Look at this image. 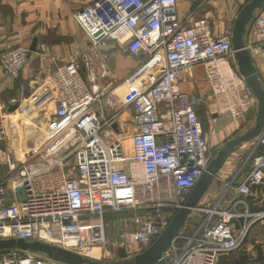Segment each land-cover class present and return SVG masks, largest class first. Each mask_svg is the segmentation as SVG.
Returning <instances> with one entry per match:
<instances>
[{"label":"built area","instance_id":"built-area-1","mask_svg":"<svg viewBox=\"0 0 264 264\" xmlns=\"http://www.w3.org/2000/svg\"><path fill=\"white\" fill-rule=\"evenodd\" d=\"M73 19L87 38L89 52L81 63L55 64L57 105L47 123V139L38 149L47 155V166L23 169L16 182L0 183V241L40 242L84 256L115 246L106 236V214L170 208L161 218L134 217L130 243L148 249L211 161L204 124L182 90L191 70L202 66L205 73L208 90L202 96L211 97L205 111L209 128L221 115L242 117L257 100L237 70L230 39L213 36L207 19L193 22L179 10L178 0H95ZM247 36L251 58L264 60V9ZM126 37L127 56L149 58L118 95L111 82H101L107 67L98 63L97 55L109 41L122 43ZM29 54L27 46L1 52L3 75L17 79ZM35 101L34 97L30 102ZM13 102L19 104L20 99ZM104 107L108 117H103ZM127 109L135 127L128 136L130 156L120 141L109 142L107 133ZM256 142L260 151L248 173L235 186L225 184L214 205L192 209L191 214L204 215L201 223L189 234L178 233L163 253L164 264H217L240 247L253 223L264 218V212L250 213L247 205L264 186V128ZM71 148L75 164L65 173L54 162ZM19 187L25 189V200L6 203L8 188L15 192ZM139 195L141 202L136 200ZM160 196L163 200L155 201ZM84 218L88 219L81 222ZM127 240L125 236L118 246L129 256ZM0 263L59 264L24 251L1 253Z\"/></svg>","mask_w":264,"mask_h":264},{"label":"crops","instance_id":"crops-1","mask_svg":"<svg viewBox=\"0 0 264 264\" xmlns=\"http://www.w3.org/2000/svg\"><path fill=\"white\" fill-rule=\"evenodd\" d=\"M94 1L95 0H0V54L3 51L17 46H27L29 48L32 42L37 40V52L29 54L26 65L17 79H10L4 76L0 70V115L2 108H6V113L12 116L13 112H9V107L16 104L13 100L20 99L19 109L23 112L21 116L24 117V115L33 108L35 111L44 110V120H50L55 112L58 98L57 86L53 77L55 64L66 63L73 60L81 63L83 55L89 52L87 38L74 21L73 15L77 11L92 5ZM250 1L251 0H178V8L189 14L193 22L198 19H207L213 36H226L231 41L234 22L241 9ZM263 9L264 7L255 12V18ZM249 27L250 26H248L244 36L245 44L248 41L247 32ZM129 40L130 37H126L122 43L111 40L107 46L98 51L97 55L98 63L107 67V76L101 82L104 81V84L111 82L112 87L115 89V93L118 95H121L125 91L126 78L129 77L137 67L133 60L143 59L147 61L149 58L144 54L137 58L127 56L124 52V48ZM41 46L44 47V51L40 50ZM257 58L252 59V61L259 73L261 81L262 77L259 71L262 70V68L259 66H261L260 63H264V60L260 57ZM80 70L84 76L85 72L82 66ZM261 85L264 89L262 81ZM182 90L186 93L197 117L203 122L205 134L207 136L206 132L209 127L205 124V111L207 106L211 103V97L203 98L202 96V94L208 90L202 66H196L191 70L190 75L186 77V81L182 83ZM7 96L11 98H9L8 102L5 104L3 98ZM34 97L36 101L31 103L30 101ZM104 108L105 112L103 113V117H108V110L106 107ZM131 114L132 111L130 109L124 110L111 126V132H108L110 135L108 141H120L126 153L130 152V148L125 145L126 142L129 141V133L135 129ZM242 117L233 120L228 115H221L218 118L219 125L217 128H223V132H226L227 129L230 130V128L237 130L240 126L242 127V125H245V121L241 119ZM256 138H259V136ZM5 160L6 157L0 155V183L3 181H6L7 184L12 181L16 182L18 178H16L13 172V166L11 163H5ZM242 178L243 176H241L240 180ZM206 193L207 190L204 195H206ZM203 197L204 196L200 199L202 200ZM219 198L205 206L214 205ZM15 199L17 200L16 191L14 192L11 188H8L6 191V203H11ZM141 199L142 197L138 196L136 200L141 202ZM248 200L250 202L253 201L252 198H248ZM203 205L204 204L199 200L196 207H201ZM142 210L146 209H140L141 212ZM127 211H129L128 213L133 215V217L139 216V214H132L133 211H136L135 209H129ZM112 214L115 213L106 214L103 217V223L105 225L106 236L111 239L110 243L115 245L108 250V253H110L109 255L113 258L114 248L116 249L115 252L117 255L118 249L121 248L118 245L125 236L126 239H129L127 243L130 242L129 234L135 231V225L134 218H113ZM193 214L201 216L200 213ZM118 215L117 217H119ZM201 221L202 219H187L180 232L183 233V235L189 234L192 228L197 227ZM188 223L190 224L189 227ZM254 224L255 223L251 226ZM128 248L129 250L131 249L129 246ZM145 250L146 249L142 250V252ZM100 251V249H95L93 252L101 256ZM131 251L132 249L129 251V257L138 254H132ZM243 252L246 251L244 250ZM34 254L39 258L48 259L43 254ZM103 255L106 254L103 253ZM225 256L229 257H226L225 261H219L217 264L229 263L230 257L236 260L235 264H247V261H242L238 257L234 258L232 254Z\"/></svg>","mask_w":264,"mask_h":264},{"label":"rangeland","instance_id":"rangeland-1","mask_svg":"<svg viewBox=\"0 0 264 264\" xmlns=\"http://www.w3.org/2000/svg\"><path fill=\"white\" fill-rule=\"evenodd\" d=\"M133 62L137 67L133 70L132 74L126 78V80L134 77L135 74L139 71V69L145 64V60L143 59H134ZM260 65L262 67H259L262 68V70H260L259 72L261 74V81L264 86V63H260ZM9 98L11 97L7 96L6 98H3V102H5L6 104ZM6 110V108H2L0 115V155L2 157H6L5 163L12 164V169L16 175V178H18L17 176L19 172L23 169H44L47 166L46 160H48V157H46L47 155L45 154V152L38 150L44 136L46 135L45 132L48 122V120H44V110L35 111V109L32 108L28 111V113L25 112L27 114L24 115V117L21 116L23 112L20 109L14 111L12 113V116L7 114ZM257 118L258 102H256L254 106L251 107L241 118L245 121V125H242V127L240 126L239 129L236 130L230 128V130L227 129L226 132H223V128H217L219 123L213 126L212 128L207 129L206 133L211 160L217 156L218 152L225 146L226 143L236 137L243 136L245 133H247L248 130H251L254 127ZM257 139L258 138H255L252 141L244 142L234 147L232 152L224 161L223 165L220 167V169L209 182L206 188V195H204L206 190L202 195L204 197L202 200L200 199V201L202 204H204L203 206L210 204L219 197H221V195L225 191V184L227 185L232 183L235 186L240 181L241 176L244 177L248 173L251 167L252 158L255 155L259 154L260 151V149L256 146ZM125 145L129 148V141L126 142ZM128 156H130V152H128ZM56 161L57 162L54 163H57V167L62 168L65 173H68L69 171H71L72 167L75 164V149L71 148L69 150L64 151L61 156L56 159ZM261 188V192H257V196L253 197V201H248L247 203L250 213L264 212L261 208L264 204V186H262ZM156 193L157 192L154 189V196L156 195ZM157 198H160L159 200H155L157 202L163 200L162 196ZM150 202L151 201L148 200L146 203L148 204ZM254 209L261 210L255 211ZM169 210L170 208L161 209V211L156 209H149L142 210L141 212L140 209H137L136 211H133L132 214H139V216L134 217L148 218L149 216H157V218H161L166 216ZM128 212L129 211L126 210L118 213L120 215L115 213L112 214V217L120 219H133V215H130ZM117 215L119 217H117ZM203 217L204 215L196 216L194 214H191L190 216H188L187 219H202ZM86 219L88 218H84V220H81V222L85 221ZM189 225L190 224L188 223V227ZM107 239L110 243L111 239H109L108 236ZM128 246L132 249V254H139L143 250L141 247L134 245L130 242L128 243ZM109 248V245L106 248H103L100 251L101 256L98 253L90 252L85 253L86 255H84L83 257L86 259H90L94 262H111L117 257L112 258V256L109 255ZM244 250L246 252H243ZM103 253L106 255H103ZM237 253L246 254L247 263L249 264H262L264 262V258L262 259V256L264 257V218H261V220L255 222V224L249 228L243 243L236 251L230 254H232L234 257H238L236 255ZM260 254L262 255L261 257ZM129 258H131V256Z\"/></svg>","mask_w":264,"mask_h":264},{"label":"water","instance_id":"water-1","mask_svg":"<svg viewBox=\"0 0 264 264\" xmlns=\"http://www.w3.org/2000/svg\"><path fill=\"white\" fill-rule=\"evenodd\" d=\"M264 7V0H251L239 12L231 36V43L234 53V59L238 72L243 76L247 85L252 90L258 102V118L254 127L247 131L243 136L230 140L218 152L217 156L210 161L206 171L203 173L199 182L193 190L190 191L183 207L176 212L170 225L164 233L145 251L134 255L131 259L125 249L120 248L117 251V260L108 263L94 262L86 259L80 254L63 250L58 247L50 246L40 242H27L24 240H3L0 241V253L12 250H20L28 253H39L45 255L48 259L59 264H154L163 262V253L169 247L171 241L178 235L190 215L192 209L197 206L198 201L204 194L209 182L217 173L228 155L235 146L254 140L259 136L264 128V89L261 85L259 73L253 64L252 58L245 46V32L255 18V12ZM37 40H34L29 47L30 54L36 53ZM29 56V55H28ZM18 103L9 107V112L19 109ZM25 189L19 187L16 190L18 202L25 200Z\"/></svg>","mask_w":264,"mask_h":264},{"label":"trees","instance_id":"trees-1","mask_svg":"<svg viewBox=\"0 0 264 264\" xmlns=\"http://www.w3.org/2000/svg\"><path fill=\"white\" fill-rule=\"evenodd\" d=\"M262 189V188H261ZM252 200H253V198H252ZM247 201H249L248 199H247ZM262 209H263V211H264V204H263V206L261 207ZM255 211H260L261 209H254ZM5 253V252H4ZM236 255H241V256H238V258L239 259H241L242 261H247V255L246 254H242V253H237ZM262 255L260 254V257H261ZM226 257H229V256H221L219 259H218V262L219 261H225V258ZM235 258V257H234ZM264 257L262 256V259H263ZM230 259V262L229 263H227V264H235L236 263V260L235 259H233V258H229ZM217 262V263H218ZM247 264H249V263H247ZM262 264H264V262L262 263Z\"/></svg>","mask_w":264,"mask_h":264},{"label":"bare ground","instance_id":"bare-ground-1","mask_svg":"<svg viewBox=\"0 0 264 264\" xmlns=\"http://www.w3.org/2000/svg\"><path fill=\"white\" fill-rule=\"evenodd\" d=\"M46 139H47V134L44 136V138H43L41 144H42Z\"/></svg>","mask_w":264,"mask_h":264}]
</instances>
